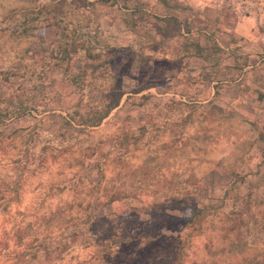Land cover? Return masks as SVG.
Here are the masks:
<instances>
[{
  "label": "rangeland",
  "instance_id": "374dc122",
  "mask_svg": "<svg viewBox=\"0 0 264 264\" xmlns=\"http://www.w3.org/2000/svg\"><path fill=\"white\" fill-rule=\"evenodd\" d=\"M244 1L0 0V264H264V114L229 37L264 0ZM143 206L160 235L117 243Z\"/></svg>",
  "mask_w": 264,
  "mask_h": 264
},
{
  "label": "crops",
  "instance_id": "0c3cea01",
  "mask_svg": "<svg viewBox=\"0 0 264 264\" xmlns=\"http://www.w3.org/2000/svg\"><path fill=\"white\" fill-rule=\"evenodd\" d=\"M239 15L235 22L230 24L232 30L229 34V37L234 36L238 41L236 45L240 47L239 54L244 61L242 68L236 70L235 84H246L253 92L257 91L258 97L261 98L258 103L262 106L264 114V9L255 8L249 15ZM186 24L185 22V26Z\"/></svg>",
  "mask_w": 264,
  "mask_h": 264
},
{
  "label": "trees",
  "instance_id": "16d2710c",
  "mask_svg": "<svg viewBox=\"0 0 264 264\" xmlns=\"http://www.w3.org/2000/svg\"><path fill=\"white\" fill-rule=\"evenodd\" d=\"M117 107V101L115 104L109 105L107 108L95 110L90 117H86L84 120L80 121L81 126H88V127H96L98 126L108 115L109 113ZM144 207V212L149 216L148 221H140L138 217L134 216L130 218L131 216L126 215V216H121L119 215H114V218L111 219V229L112 227L116 228L119 232L122 231L121 233V240L117 241V243L121 242L122 240H127L131 241L133 240L134 236L131 234H126L124 232V229L128 225V223L132 224H140L141 225V239L144 238L148 244H150L152 241H154V238H156L159 234V230L161 228H164L166 226V221L163 218H160L157 216V212L153 209L150 208V206H143ZM173 208V207H172ZM171 208V209H172ZM174 210H177L179 212H184L187 209V206L183 205L181 202L180 204H177L176 208H173ZM209 210L207 207H202L201 209H192L191 211V216L188 220L189 223L193 224L194 222L198 220H202L205 216V212ZM164 217H167V215L164 213ZM113 217V216H111ZM88 221L91 220L92 215L89 213L87 214ZM130 218V219H129ZM87 222V221H86ZM156 233L155 236L151 235L150 233ZM77 232H73L72 234V239L76 238ZM123 238V239H122ZM140 239V240H141ZM125 240V242L127 241ZM124 242V241H123ZM67 246L63 245L62 248L59 250L61 253L66 250ZM180 250V248H179ZM48 254V253H47Z\"/></svg>",
  "mask_w": 264,
  "mask_h": 264
},
{
  "label": "built area",
  "instance_id": "2783aa9c",
  "mask_svg": "<svg viewBox=\"0 0 264 264\" xmlns=\"http://www.w3.org/2000/svg\"><path fill=\"white\" fill-rule=\"evenodd\" d=\"M241 2L243 3V2H245L244 0H241ZM246 8V7H245Z\"/></svg>",
  "mask_w": 264,
  "mask_h": 264
}]
</instances>
